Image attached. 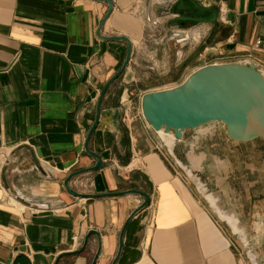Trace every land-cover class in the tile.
Wrapping results in <instances>:
<instances>
[{
	"label": "crops",
	"instance_id": "0c3cea01",
	"mask_svg": "<svg viewBox=\"0 0 264 264\" xmlns=\"http://www.w3.org/2000/svg\"><path fill=\"white\" fill-rule=\"evenodd\" d=\"M174 1L165 14L163 0H112L100 35L128 38L131 55L102 100L89 143L103 166L69 185L86 195L136 190L149 196L125 228L116 264H254L251 257L264 264V210L262 222L249 226L240 213L243 176L229 180L242 167L211 163L204 146L208 138L228 142L225 128L215 123L185 131L173 147L180 167L168 152L173 165L167 163L144 119L147 131L134 136L123 123L142 59L134 43H147L145 28L152 31L149 40L174 32ZM203 1L217 11V21L177 26L182 42L200 44L191 32H209V39L218 38L211 49L219 55L203 66L252 63L264 75V50L255 45L264 43V0ZM107 11V3L94 0H0V264H54L81 249L89 231L99 238L57 264H92L98 249L96 264H112L125 221L144 201L139 195L78 198L63 186L69 174L96 163L85 139L100 92L126 56L124 41L97 35ZM148 92L136 98L140 112ZM222 215L237 220V232Z\"/></svg>",
	"mask_w": 264,
	"mask_h": 264
},
{
	"label": "water",
	"instance_id": "95a60500",
	"mask_svg": "<svg viewBox=\"0 0 264 264\" xmlns=\"http://www.w3.org/2000/svg\"><path fill=\"white\" fill-rule=\"evenodd\" d=\"M94 1L105 2L108 5V11L100 23L97 35L104 40L124 41L127 44V51L122 66L107 81L100 92L95 110V119L85 139V152L93 157L96 163L92 167L69 174L64 180L63 186L69 194L78 198L118 195H139L143 197V203L129 215L124 223L119 240V251L112 262V264H116L121 252L122 236L125 228L139 211L147 207L149 196L136 190L106 195H86L76 192L69 185V182L74 178L97 171L103 166L101 157L89 149V143L99 122L102 100L111 84L125 71L131 55V43L128 38L123 36L102 37L100 35L104 23L112 13V0ZM172 10L180 14L175 21L190 20L195 23H215L218 16L215 9L203 7L194 0H177ZM187 13L194 16L208 13L210 16L206 19L189 18L185 16ZM141 114L145 123L158 135L162 144L167 148L169 155L182 167L173 154V147L175 141L182 140L183 133L187 130H195L208 124L219 123L225 128L228 139L233 142L249 143L257 139L264 141V75L252 63H224L203 66L172 89L144 94L141 98ZM159 132H163V135ZM171 136L173 141H171ZM182 169L187 176H191L189 170ZM227 217V215H222V218L232 227ZM233 230L235 231L234 228ZM235 232H237V227ZM93 236L99 238L97 232L89 231L81 249L73 253L60 255L56 258L54 264H57L60 258L65 255L82 253L87 247L88 239ZM98 255L99 249L92 264H96ZM251 259L256 264L253 257Z\"/></svg>",
	"mask_w": 264,
	"mask_h": 264
},
{
	"label": "rangeland",
	"instance_id": "374dc122",
	"mask_svg": "<svg viewBox=\"0 0 264 264\" xmlns=\"http://www.w3.org/2000/svg\"><path fill=\"white\" fill-rule=\"evenodd\" d=\"M163 2V9H165L164 13L168 14L167 9L169 10V8L165 6L170 3V0H163ZM195 2L203 7L206 5L203 0ZM147 22L150 23L152 28L156 26V23L152 22L150 19H147ZM174 22L176 21L174 20ZM168 24L171 26L173 23L169 22ZM174 24L176 25H174V32L172 34L166 35L163 32L161 37L158 36V38H155L156 40H149V38H147L151 37L152 31L147 28L149 33L148 31L146 33L145 28V34H147V43L145 42V45L147 48L145 45L134 43L135 49L141 54L142 59L137 62L139 66L137 69L139 71L138 75L135 76V82H133V90L135 91H129L127 105L125 104V106H123V115L125 114L123 123L126 127H131L133 136L134 132L142 133L143 129L147 131V128L142 129L141 127V125H144V122L136 99L140 92L172 89L180 85L191 73L201 68V66L206 63L211 62V60H214V58L219 55L218 49H211L214 48V44L217 42L218 38L209 39V32H207L206 34L202 33L200 36V44H195L191 41V43H188L192 46H189L187 42L178 43L182 36L179 35L177 30L181 28L177 27L180 26L179 23ZM184 26H188V24ZM163 37H165L164 41H161ZM191 48H194V50L189 53ZM178 52H181V54L179 55ZM213 127L215 126H207L209 129H213ZM156 141H158V139ZM123 142H126L125 145L127 146V139ZM175 143L177 142L175 141ZM204 146L208 148L210 152L211 156L209 161L211 163L223 161L224 163H228V165L231 164L242 167L239 168L240 170L243 169L242 173L237 169L238 171L236 173H232V175L229 176V180L233 181L240 180L241 177L239 176H243V191L241 189L239 190V197L243 202L240 213L244 215L249 226L253 225L255 222H262V220L260 221L259 219L262 218L261 213L264 210V141L257 139L249 143H236L228 140V142L221 143L217 138H208ZM183 147H187V145L185 144ZM158 148L165 154L167 163L173 165L170 156H166L167 148L162 142ZM137 163V161L133 162V168L138 166ZM255 206L258 208H255Z\"/></svg>",
	"mask_w": 264,
	"mask_h": 264
},
{
	"label": "bare ground",
	"instance_id": "6f19581e",
	"mask_svg": "<svg viewBox=\"0 0 264 264\" xmlns=\"http://www.w3.org/2000/svg\"><path fill=\"white\" fill-rule=\"evenodd\" d=\"M158 1V0H157ZM156 2V1H155ZM184 34H185V37H186V35H187V37H188V35H189V32H184ZM183 34V35H184ZM191 40L193 41V42H198V40H200V36H201V34H200V32L199 31H197V30H193L192 32H191ZM186 37V38H187ZM185 39V38H184ZM183 40L182 39H180L179 40V42H182ZM160 134H162L163 135V132H159ZM164 137V136H163ZM172 137V136H171ZM172 140L171 141H173V137L171 138ZM227 220L229 221V223L232 225V227L235 229V231H236V219L234 218V217H231V216H228L227 217Z\"/></svg>",
	"mask_w": 264,
	"mask_h": 264
},
{
	"label": "flooded vegetation",
	"instance_id": "af4514ba",
	"mask_svg": "<svg viewBox=\"0 0 264 264\" xmlns=\"http://www.w3.org/2000/svg\"><path fill=\"white\" fill-rule=\"evenodd\" d=\"M186 17H189V18H197V19H206L210 16V14L208 13H204L203 15H198V16H194L192 15L191 13H187L185 14ZM176 23H179L180 25H185V24H188V26H193V25H198L200 23H195L193 21H190V20H186V21H176Z\"/></svg>",
	"mask_w": 264,
	"mask_h": 264
},
{
	"label": "built area",
	"instance_id": "2783aa9c",
	"mask_svg": "<svg viewBox=\"0 0 264 264\" xmlns=\"http://www.w3.org/2000/svg\"><path fill=\"white\" fill-rule=\"evenodd\" d=\"M164 38H165V37H163V38L161 39V41H164ZM255 45H256L257 47H261V48L264 50V43H263L262 40L258 39V40L255 42Z\"/></svg>",
	"mask_w": 264,
	"mask_h": 264
}]
</instances>
